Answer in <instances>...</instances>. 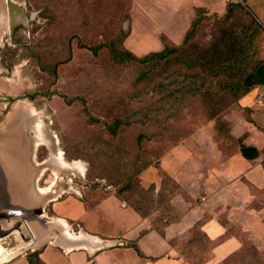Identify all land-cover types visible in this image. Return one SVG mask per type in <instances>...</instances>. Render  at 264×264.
<instances>
[{"label":"rangeland","instance_id":"obj_1","mask_svg":"<svg viewBox=\"0 0 264 264\" xmlns=\"http://www.w3.org/2000/svg\"><path fill=\"white\" fill-rule=\"evenodd\" d=\"M157 1L151 12L167 5ZM225 2L230 3L233 27L250 18L259 23L241 2ZM149 7L137 0H0V165L10 190L26 191V199L14 202L25 212L41 209V217L53 216L55 199L73 197L87 207L108 192L141 212L161 205L167 209V200L181 190L161 172L157 185L149 183L145 170L135 175V167L150 160L155 167L163 153L185 138L216 149L229 137L225 115L236 100L229 97L230 103L210 119L201 97L181 100L176 65L111 56V47L143 56L178 45L152 32L158 25L147 22ZM224 13L197 11L206 17L198 38H209L214 18ZM175 19L174 14L165 18ZM259 25L255 45L264 61V25ZM212 87L217 89L215 82ZM248 153L252 160L264 156L252 148ZM247 191L259 195L264 189L247 183ZM243 216L219 221L237 231L241 227L234 224ZM37 218H0V231H12L0 235V243L19 249L33 233L39 238L43 233ZM195 223L198 227L191 228L190 236L185 232L183 240L193 238L196 244L187 248V242L182 251L193 264H215L225 251L214 247L201 227L208 223L207 231L215 233L220 226L208 214ZM235 249L228 246L230 252ZM15 252L0 264L22 261L23 254ZM232 258L220 264H240Z\"/></svg>","mask_w":264,"mask_h":264},{"label":"crops","instance_id":"obj_2","mask_svg":"<svg viewBox=\"0 0 264 264\" xmlns=\"http://www.w3.org/2000/svg\"><path fill=\"white\" fill-rule=\"evenodd\" d=\"M171 1L162 0L160 3H167V7L159 5L158 11L151 12L155 3H159L157 0H137L138 3H150L145 17L148 23L158 25L152 32L163 34L166 40L175 44L182 41L195 16V8L203 7L218 13L227 9L225 0ZM216 3L223 4L217 6ZM241 3L264 25V0H242ZM171 14L176 15L175 23L165 20ZM254 88L237 99L225 115L229 137L225 136L221 147L210 149L189 137L160 156L159 168L182 190L169 199L173 208L172 220L163 218L165 222L157 228L153 225L156 211L142 216L115 192L103 194L87 207L83 200L73 197L55 199L53 216L40 215L37 218L38 228L43 234L36 239L32 234V239L41 247V264H193L182 251L192 238L183 240V235L185 232L192 235L191 228L197 226L195 222L205 214L220 226L215 233L207 231L208 223L201 227L203 233L215 241L214 247L225 251L215 264L227 262L231 255L244 251L249 242L257 251L254 264H261L260 260H264V191L259 195L248 192L247 183L258 190L264 189V156L252 160L240 149V145L250 146L264 154V106L253 103ZM16 167L20 168L19 165ZM17 168L16 177L22 180L23 174ZM157 173V167L149 166L143 177L148 174L147 182L157 185ZM24 191H16V201L26 199ZM180 204L185 207L180 208ZM236 213L244 214L234 224L241 228L234 231L221 225L223 218L234 219ZM52 223L58 226H51ZM231 244L236 245V249L230 252L228 246ZM218 250L215 249L211 259L214 260ZM236 262L249 263L246 260ZM8 264L27 263L23 259Z\"/></svg>","mask_w":264,"mask_h":264},{"label":"trees","instance_id":"obj_3","mask_svg":"<svg viewBox=\"0 0 264 264\" xmlns=\"http://www.w3.org/2000/svg\"><path fill=\"white\" fill-rule=\"evenodd\" d=\"M202 8H195V16L178 45L163 46L161 49L150 51L143 56H136L129 51L118 50L114 47L110 48V53L114 59L120 61L128 59L139 63L154 62L163 65H176L182 77L177 89L181 100L201 97V102L205 106L203 109L211 119L221 113L230 103L229 97L233 101L237 100L256 84L264 83V61L257 56L255 45L260 28L259 23L250 18L240 27H233L229 23L231 10L230 3H227V9L223 16L214 18L209 38L201 40L198 38V31L206 17L203 14H197V11H202ZM214 82L217 89L212 87ZM173 93L170 92L169 95ZM115 121L114 126H118L119 122ZM251 148L240 145V149L246 157L249 156L248 151ZM159 159L160 157L155 165L158 172L168 176L171 182L181 190L178 184L159 168ZM150 165H152L151 160L138 164L134 174H141ZM119 197L122 198L120 195ZM169 199L167 200V209L161 205L159 208L141 212L131 205L142 216L156 211L153 225L160 228L165 222L163 218L172 220L174 217L173 213L171 214L173 208L169 204ZM190 247H194L193 238L187 248ZM135 248L138 250L136 246ZM256 256L257 251L249 242L245 245L244 251L235 254L233 261L245 262L246 260L249 262L247 264L251 262L254 264ZM260 261L261 264H264V260Z\"/></svg>","mask_w":264,"mask_h":264},{"label":"water","instance_id":"obj_4","mask_svg":"<svg viewBox=\"0 0 264 264\" xmlns=\"http://www.w3.org/2000/svg\"><path fill=\"white\" fill-rule=\"evenodd\" d=\"M248 157L252 158V156H250V155ZM0 168H1V165H0ZM7 179H8L7 176H5L2 173V168H1L0 169V183H2L4 189L10 190ZM6 195L7 194H4V196H6ZM14 202H8V201L5 202L4 201V203L0 204V218L10 219L11 217L19 216L21 219H23L25 217L27 218L28 216H32V215H34V216L36 215L37 217L42 215L43 210H41V209H33V210L28 211V212H25L22 208L19 207V205L15 204ZM4 205L6 207H4ZM19 225L20 224L17 225L18 228H20Z\"/></svg>","mask_w":264,"mask_h":264},{"label":"flooded vegetation","instance_id":"obj_5","mask_svg":"<svg viewBox=\"0 0 264 264\" xmlns=\"http://www.w3.org/2000/svg\"><path fill=\"white\" fill-rule=\"evenodd\" d=\"M10 234H12V231H5V230L4 231H0V235H2L3 237H8ZM26 238H27L26 239L27 246H25L24 244L20 245L19 249H17L16 252H18V254H20V253L23 254V259L25 260V262L27 264H41V261L39 259V254L41 253V251H40L41 250V247H38L37 241L36 240H33L32 239V236L29 237V238L28 237H26ZM2 239L3 238H1L0 241ZM13 247H15V246L6 247V248L13 249ZM22 248L24 250H21Z\"/></svg>","mask_w":264,"mask_h":264},{"label":"bare ground","instance_id":"obj_6","mask_svg":"<svg viewBox=\"0 0 264 264\" xmlns=\"http://www.w3.org/2000/svg\"><path fill=\"white\" fill-rule=\"evenodd\" d=\"M1 18H2V13L0 12V19ZM1 185H2V183H0V204L4 203V201L5 202L6 201H8V202L16 201V193L11 191V190L4 189ZM7 192H11V194L9 193V195H8ZM4 194H7V195L4 196ZM1 243H0V261H4L9 255L13 254L18 248L13 247V249H7Z\"/></svg>","mask_w":264,"mask_h":264},{"label":"built area","instance_id":"obj_7","mask_svg":"<svg viewBox=\"0 0 264 264\" xmlns=\"http://www.w3.org/2000/svg\"><path fill=\"white\" fill-rule=\"evenodd\" d=\"M241 2L242 0H234ZM253 103L256 106H264V83H258L255 85L253 94Z\"/></svg>","mask_w":264,"mask_h":264}]
</instances>
